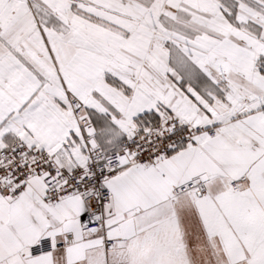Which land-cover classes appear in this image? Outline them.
Here are the masks:
<instances>
[{
	"label": "snow or ice",
	"instance_id": "snow-or-ice-1",
	"mask_svg": "<svg viewBox=\"0 0 264 264\" xmlns=\"http://www.w3.org/2000/svg\"><path fill=\"white\" fill-rule=\"evenodd\" d=\"M0 264H264V0H0Z\"/></svg>",
	"mask_w": 264,
	"mask_h": 264
}]
</instances>
